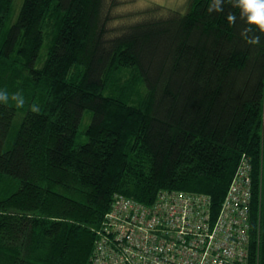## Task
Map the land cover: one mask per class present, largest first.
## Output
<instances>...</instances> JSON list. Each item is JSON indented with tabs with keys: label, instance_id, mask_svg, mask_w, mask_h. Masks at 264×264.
I'll use <instances>...</instances> for the list:
<instances>
[{
	"label": "trees",
	"instance_id": "trees-1",
	"mask_svg": "<svg viewBox=\"0 0 264 264\" xmlns=\"http://www.w3.org/2000/svg\"><path fill=\"white\" fill-rule=\"evenodd\" d=\"M139 2L0 0V90L25 100L0 103V264H90L117 195L216 216L244 161L264 264V33L228 0Z\"/></svg>",
	"mask_w": 264,
	"mask_h": 264
},
{
	"label": "built area",
	"instance_id": "built-area-1",
	"mask_svg": "<svg viewBox=\"0 0 264 264\" xmlns=\"http://www.w3.org/2000/svg\"><path fill=\"white\" fill-rule=\"evenodd\" d=\"M250 172L244 161L216 216L208 194L161 191L151 205L117 195L90 264H248Z\"/></svg>",
	"mask_w": 264,
	"mask_h": 264
},
{
	"label": "clouds",
	"instance_id": "clouds-1",
	"mask_svg": "<svg viewBox=\"0 0 264 264\" xmlns=\"http://www.w3.org/2000/svg\"><path fill=\"white\" fill-rule=\"evenodd\" d=\"M233 7L240 9V18L249 26H255L260 32L264 33V0H228ZM225 0H210L208 12H224ZM237 16L233 12H228L227 21L229 25L236 23ZM253 33L251 27H245L241 31L242 38L250 45H259L261 37ZM9 100L15 101L16 107L24 106L25 100L21 93H12L9 96L7 90H0V103L8 104ZM33 112H39L40 108L32 105Z\"/></svg>",
	"mask_w": 264,
	"mask_h": 264
},
{
	"label": "rangeland",
	"instance_id": "rangeland-1",
	"mask_svg": "<svg viewBox=\"0 0 264 264\" xmlns=\"http://www.w3.org/2000/svg\"><path fill=\"white\" fill-rule=\"evenodd\" d=\"M139 1H140L139 2L140 6L147 5L152 2H156L168 8L178 7L179 5L184 4L186 2V0L185 1L184 0H139Z\"/></svg>",
	"mask_w": 264,
	"mask_h": 264
}]
</instances>
